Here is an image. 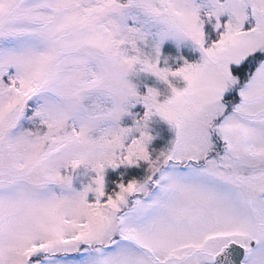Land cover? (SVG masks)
I'll return each instance as SVG.
<instances>
[{
  "label": "snow or ice",
  "instance_id": "snow-or-ice-1",
  "mask_svg": "<svg viewBox=\"0 0 264 264\" xmlns=\"http://www.w3.org/2000/svg\"><path fill=\"white\" fill-rule=\"evenodd\" d=\"M0 264H264V0H0Z\"/></svg>",
  "mask_w": 264,
  "mask_h": 264
},
{
  "label": "rangeland",
  "instance_id": "rangeland-1",
  "mask_svg": "<svg viewBox=\"0 0 264 264\" xmlns=\"http://www.w3.org/2000/svg\"><path fill=\"white\" fill-rule=\"evenodd\" d=\"M213 38H215V32L213 31ZM165 52L169 54L173 60L176 56L181 54L187 55L190 52V48L187 46H181V48L177 49L174 42H167L165 45ZM198 55V53L196 54ZM152 135L155 137L153 144L150 146L151 149H155L157 152L166 148L171 139V133L167 131V126L160 123L154 124L152 126ZM146 175V168H120L118 170L109 169L106 175V192L111 194L113 191H118L117 184L120 182L121 178L124 181H129L132 179H141ZM77 189H80L79 182L75 185ZM93 197L90 195V199Z\"/></svg>",
  "mask_w": 264,
  "mask_h": 264
}]
</instances>
